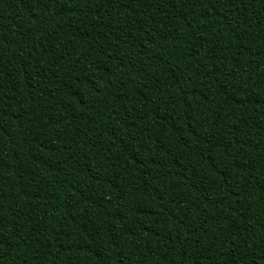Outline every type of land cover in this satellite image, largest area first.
Here are the masks:
<instances>
[{"label": "trees", "instance_id": "trees-1", "mask_svg": "<svg viewBox=\"0 0 264 264\" xmlns=\"http://www.w3.org/2000/svg\"><path fill=\"white\" fill-rule=\"evenodd\" d=\"M0 264H264V0H0Z\"/></svg>", "mask_w": 264, "mask_h": 264}]
</instances>
